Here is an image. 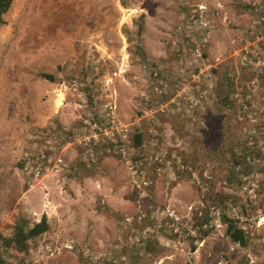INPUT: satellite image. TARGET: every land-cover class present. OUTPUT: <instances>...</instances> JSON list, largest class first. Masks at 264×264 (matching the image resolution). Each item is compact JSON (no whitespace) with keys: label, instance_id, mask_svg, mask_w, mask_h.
Listing matches in <instances>:
<instances>
[{"label":"rangeland","instance_id":"1","mask_svg":"<svg viewBox=\"0 0 264 264\" xmlns=\"http://www.w3.org/2000/svg\"><path fill=\"white\" fill-rule=\"evenodd\" d=\"M4 20L0 264H264V161L231 183L206 159L207 182L177 177L212 116L264 154V0H14ZM44 216L28 255L5 250L17 218Z\"/></svg>","mask_w":264,"mask_h":264},{"label":"trees","instance_id":"2","mask_svg":"<svg viewBox=\"0 0 264 264\" xmlns=\"http://www.w3.org/2000/svg\"><path fill=\"white\" fill-rule=\"evenodd\" d=\"M14 0H0V24L5 23L4 16L9 12L12 7ZM140 18H144V16H140ZM141 25L138 30H140ZM143 57V55L140 53ZM217 72V71H216ZM49 81H53V78L49 75L44 76ZM233 85V80L226 76L220 77L216 81V96L220 101V106L224 108H228L230 104L231 98V86ZM91 103V101H90ZM219 114V113H218ZM211 122L208 118L207 128L201 130L202 137L194 138L188 142V149L180 152V162L182 166V171H177L179 180H186L189 177L193 176V173H197L198 177L202 180V182H207V180L203 179V170L201 166L196 163V160L206 159L209 161H216L217 165H225L227 166V170L229 172L228 176H226V181L231 183L234 179H237L238 175L242 176V170L245 168L250 169L249 166L250 160H258L264 161V154L259 150L249 151L247 148L248 141L241 140L240 138L232 135L231 128L229 126L222 125L220 122V118L216 116H212ZM199 130V131H200ZM172 131H175L177 134L184 133V125H176L175 128H172ZM145 143L144 135L136 131L131 136V147L140 153L144 150L142 149L143 144ZM171 151H169L170 155ZM179 154V153H178ZM139 157L133 158V160L137 161ZM174 162V161H172ZM178 164V163H177ZM185 166V167H184ZM184 170H190L185 171ZM222 201H220V213L218 217H220V221L226 226L225 234L229 238V240L233 244H238L242 247L247 244V235L246 230L237 225V221L227 217L226 214V200L228 198L222 197ZM234 206L235 203L232 202ZM211 209L208 208L207 211ZM205 216V215H204ZM209 219V215L205 216L199 221V226L201 228ZM49 224L47 222L46 217H42L39 222L30 224L27 220L22 217L17 218L14 222V225L11 228V232L9 236L2 237L1 241L4 245L5 250H12L18 256H26L29 253L30 245L37 238L41 237L43 234L48 232ZM207 235V232H203V234L199 237L198 241ZM195 246L192 247L194 250Z\"/></svg>","mask_w":264,"mask_h":264}]
</instances>
